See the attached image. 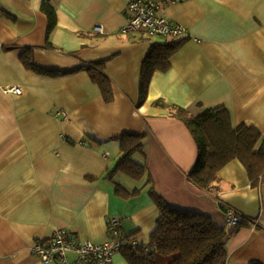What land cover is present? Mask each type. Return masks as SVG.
<instances>
[{
  "label": "crops",
  "instance_id": "1",
  "mask_svg": "<svg viewBox=\"0 0 264 264\" xmlns=\"http://www.w3.org/2000/svg\"><path fill=\"white\" fill-rule=\"evenodd\" d=\"M152 1L163 2L161 14L181 23V37L188 39L171 68L153 74L141 101L147 54L170 39L124 32L129 0H51L57 24L50 33L44 0H0V264H46L33 246L61 228L78 241L103 242L112 217L148 244L160 216L151 186L172 207L208 215L228 231L236 227L228 210L257 222L228 238L227 264H264V181L251 184L234 159L221 169L216 191L200 188L189 176L197 142L187 124L160 105L195 114L223 105L235 126L255 125L264 138V0ZM26 48L39 67L57 73L26 67ZM102 60L111 102L83 69ZM14 85L23 92L6 90ZM125 133L145 135L143 152L133 155L147 170L138 183L121 171L111 175ZM118 184L140 192L123 197ZM113 261L129 264L121 252Z\"/></svg>",
  "mask_w": 264,
  "mask_h": 264
},
{
  "label": "trees",
  "instance_id": "2",
  "mask_svg": "<svg viewBox=\"0 0 264 264\" xmlns=\"http://www.w3.org/2000/svg\"><path fill=\"white\" fill-rule=\"evenodd\" d=\"M42 10L48 16L50 33L57 24L55 6L51 0H44ZM187 39L188 37H179L157 42L150 48L142 66L141 101L147 97L153 74L171 68V58ZM21 59L26 67L37 72L57 73L39 67L34 62L32 48H26ZM105 63L106 60L89 62L83 69L99 85L104 99L111 102L114 97L113 85L106 74ZM160 105L168 107L171 116L183 120L197 142L198 158L189 176L200 188L209 192L216 191L221 169L234 159H239L244 164L251 184L258 185L264 181V138L257 126L246 123L235 126L230 111L223 105L204 108L197 114L175 104ZM144 138V134L137 133H125L119 138L123 155L111 175L121 171L135 179H142L147 174L145 165L133 159L135 153L143 152ZM150 178L148 175L149 180ZM116 191L128 198L139 193L140 189L131 192L118 184ZM148 191L160 210V216L148 244H140L134 235L124 232L127 242L119 252L129 264H227L228 238L240 225L252 221L241 216L235 229L228 231L218 227L208 215L172 207L154 186Z\"/></svg>",
  "mask_w": 264,
  "mask_h": 264
},
{
  "label": "built area",
  "instance_id": "3",
  "mask_svg": "<svg viewBox=\"0 0 264 264\" xmlns=\"http://www.w3.org/2000/svg\"><path fill=\"white\" fill-rule=\"evenodd\" d=\"M162 7L163 2L129 0V17L123 29L124 32L141 31L151 36L169 39L184 35L186 28L176 20L161 14ZM6 90L17 94L23 92L21 87L15 85L7 87ZM57 115L70 118L66 111H59ZM228 216L232 225L239 223L241 215L234 210H228ZM250 224L255 227L257 222L252 220ZM126 242L120 219L112 217L108 225V239L103 242H81L77 240L73 231L61 228L56 230L49 239L36 243L33 250L46 264H114L113 255L119 252ZM72 253L75 256L70 259Z\"/></svg>",
  "mask_w": 264,
  "mask_h": 264
},
{
  "label": "rangeland",
  "instance_id": "4",
  "mask_svg": "<svg viewBox=\"0 0 264 264\" xmlns=\"http://www.w3.org/2000/svg\"><path fill=\"white\" fill-rule=\"evenodd\" d=\"M136 158H137V156H135ZM121 174H123V173H121ZM123 175H125V174H123ZM125 177L127 178V179H129L130 181H133L134 183H138L137 181H140L141 179H135V178H133V177H129V175L127 176V175H125ZM145 177V176H144ZM143 177V178H144ZM142 178V179H143Z\"/></svg>",
  "mask_w": 264,
  "mask_h": 264
}]
</instances>
